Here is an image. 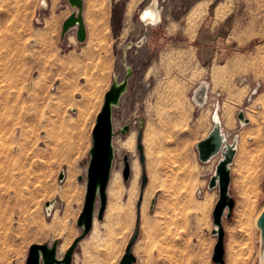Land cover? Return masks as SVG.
Returning a JSON list of instances; mask_svg holds the SVG:
<instances>
[{
	"label": "rangeland",
	"instance_id": "rangeland-1",
	"mask_svg": "<svg viewBox=\"0 0 264 264\" xmlns=\"http://www.w3.org/2000/svg\"><path fill=\"white\" fill-rule=\"evenodd\" d=\"M146 1L86 0L88 25L115 30L110 42L87 50L71 42L66 48V39L59 40L58 18L72 13L67 0L48 10L40 9L41 0H0V264H26L31 245L56 239L66 251L81 234L77 222L92 131L120 68L121 48L142 32L138 17ZM161 2L165 15L151 30L149 48L128 50L133 74L115 111L123 124L145 119V162L138 149L140 126H135L133 148L140 170L131 166L132 175L124 180L121 159L134 154L122 144L131 129L126 135L117 133L106 213L102 220L95 218L80 241L73 264H120L138 219L135 264H216V204L204 216L197 206L208 187L183 191L192 183L194 168L187 130L177 126V113L186 125V95L203 76L215 78V88L240 91L245 106L258 85L257 94L264 97V0ZM247 137L233 169L236 205L223 222L225 264H261L256 219L264 209V162ZM144 174L148 182L142 190ZM249 196L254 206L247 211ZM54 199L62 207L48 215L46 203ZM178 202L183 206H173ZM63 216L70 217L69 232L55 224V217Z\"/></svg>",
	"mask_w": 264,
	"mask_h": 264
},
{
	"label": "water",
	"instance_id": "water-1",
	"mask_svg": "<svg viewBox=\"0 0 264 264\" xmlns=\"http://www.w3.org/2000/svg\"><path fill=\"white\" fill-rule=\"evenodd\" d=\"M72 8V13L66 18L62 27V38L71 31H75L78 42H84L87 38L86 26L83 17L84 0H67ZM133 70H130L122 78L114 77L111 87L105 94V99L100 112L97 115L96 123L92 131V147L89 152V163L87 168L86 194L82 212L78 218L77 225L82 230L81 234L75 238L66 252L59 255L60 239L52 243L33 244L29 249V255L26 264H73L74 253L82 239L91 232L95 218L102 220L108 206V187L116 159L114 139L117 133L114 125L115 111L121 105L124 95L128 92L129 79ZM202 82L193 94L192 100L201 106L206 105L208 101L209 87ZM203 85H205L203 87ZM258 89V88H257ZM257 89L253 94L257 93ZM252 94V95H253ZM249 101H251V97ZM219 114L216 108L213 114L214 127L208 137L196 145L198 158L202 163H208L213 158L219 157L213 175L210 178L209 190H217L219 197L213 210L214 228L212 235L217 238L214 247L213 261L216 264H225V230L223 226L224 219L229 220L232 217L236 201L230 193L232 181V171L230 164L233 162L236 154L237 138L229 143L226 134L222 131L221 122L215 120ZM238 120L244 124L248 123L245 112L241 109L237 115ZM145 119L140 118V132L138 134V149L140 160L144 164V146L142 144L143 129ZM130 130V124L126 123L120 129L122 134ZM132 175L131 162L128 154L124 155L123 178L127 182ZM65 178V172L60 175V179ZM79 180H84L81 176ZM148 177L143 175L142 190L146 187ZM142 201H139L140 206ZM51 202L46 203V209H49ZM98 206V210H97ZM97 210V212H96ZM257 227L260 229V260L264 264V209L257 219ZM140 233V222L138 219L137 227L132 236L129 245L122 257L120 264H135L137 258L133 253V245L137 241Z\"/></svg>",
	"mask_w": 264,
	"mask_h": 264
},
{
	"label": "crops",
	"instance_id": "crops-1",
	"mask_svg": "<svg viewBox=\"0 0 264 264\" xmlns=\"http://www.w3.org/2000/svg\"><path fill=\"white\" fill-rule=\"evenodd\" d=\"M50 1L51 2H49V4L51 8L54 5V2H56V4L63 3L64 0H50ZM86 9H87V3H86V0H84L83 17H84L86 33H87L86 40L84 42H78L75 36V31L69 32L64 37V39H66V42H71L73 44L78 43L79 45L82 46L83 49L92 50L95 47L99 49L101 44L108 43L111 41L112 38H114L115 30H114V27L113 28L111 27V30H107L105 27H100V26H99L100 28L98 27L97 30H94L91 26L88 25L87 18H86ZM69 15L70 14L62 15L58 18V23H59L58 31H60V39H59L60 41L63 40L62 35H61L63 23ZM214 80L215 78H212V76H208V77L203 76L201 79L198 80L199 82L193 84L192 91L202 82H206L209 85L208 101H207L208 103H206L204 108H202L198 112L196 111L194 101L191 99L192 91H189L187 93L186 95L187 101L186 103L184 102V105H185L184 114L185 115L183 116V118L185 119V122H187L186 125L184 124L181 125V121H180L181 117L179 113L180 110L177 113L178 114L177 115L178 116L177 126L179 128L182 127L187 130L184 133V137L190 140V144H189L187 151L192 154V157L190 158V162H191L190 166L194 168V172L192 176V183L190 184V186H186L183 191L188 192V193H193V192H198L199 189L201 188L208 187L210 178L214 173L217 163L212 169H211V165H212L211 163L213 159H215L216 157L213 158L208 163H202L198 158V152L196 150V145L199 142L206 139L214 127L213 114L216 109V105L214 104L216 101L219 107V118L221 120L222 131L226 134L228 142L232 143L234 138L235 137L237 138V144H236L237 151H236L233 162L230 164L231 171H232V181H231V186H230V193L234 197V194H233L234 170L233 169H234V166L237 164V160L240 154V149L243 143L242 138L244 136L245 137L248 136L247 139L250 140L252 147L256 149L257 152H260V154L262 155L260 159L262 160V162H264V140H263V137H264V106H263L264 97L262 96V94L258 93L255 97L251 99V101H248V104L246 105L247 106L246 107L244 105L246 97L243 96V94L240 91L231 90L230 92L228 89L225 91L221 89L220 90L214 89L216 86V84L214 83ZM242 82H244V80ZM204 86L205 85H203V87ZM256 106H258V108H256ZM241 109L244 110L245 116L248 119V123L242 124L238 120L237 115ZM224 121L230 122L232 124L231 127L236 128L235 134L233 135L231 139L229 138L228 133L225 130ZM173 191L182 192V189H174ZM214 191L215 190H209L208 188V190L205 191L204 193V197L206 193L210 192L211 194ZM217 200H215L212 207H214ZM164 203L165 202H163V204ZM153 204H154V201H153ZM179 205L183 206V204L181 205V203L179 202L173 203V206H179Z\"/></svg>",
	"mask_w": 264,
	"mask_h": 264
},
{
	"label": "bare ground",
	"instance_id": "bare-ground-1",
	"mask_svg": "<svg viewBox=\"0 0 264 264\" xmlns=\"http://www.w3.org/2000/svg\"><path fill=\"white\" fill-rule=\"evenodd\" d=\"M121 0H115V2H120ZM168 2V1H167ZM217 4V3H216ZM259 4V3H258ZM50 7V4L48 2V0H41V4H40V9L42 10H48ZM193 8V7H192ZM192 11V10H191ZM190 12V11H189ZM195 12V11H194ZM193 12V13H194ZM197 12V11H196ZM191 14V13H190ZM189 14V15H190ZM200 14V13H199ZM164 9H163V3L161 2V0H147L144 5L141 7L140 9V12H139V21H140V26L142 28V32L141 34L139 35V37L135 40H131V41H128L122 48H121V54H120V61H119V66L120 68H118V70H116V72L114 73L113 75V80H114V77L116 76L117 78H122L126 75L127 72H129L130 70H132V65L131 63L128 61V57H127V54H128V50L130 48H134V50L138 49L140 50L142 47H146L148 45V48H149V45H150V38H151V30H153L155 27H158L162 22H163V18H164ZM192 15V14H191ZM191 15H190V18H191ZM187 17V16H186ZM189 18V16H188ZM193 18V17H192ZM198 19V17H196ZM172 19V18H171ZM197 19H194L197 20ZM190 20V19H189ZM192 20V19H191ZM259 21V20H258ZM260 22V21H259ZM189 23V22H188ZM191 23H193L191 21ZM195 23V22H194ZM193 23V24H194ZM214 23H217L216 21ZM198 24V23H197ZM196 24V25H197ZM188 25V24H187ZM194 25V26H196ZM192 25V27H194ZM191 27V26H190ZM191 27V28H192ZM229 30V29H228ZM207 66V65H206ZM133 72V71H132ZM133 74V73H132ZM132 78V76L130 77V79ZM129 79V82L128 84L130 85L131 83V80ZM246 81V80H245ZM248 83V82H247ZM203 84H205L206 86L209 87V85L204 82ZM245 84V83H243ZM199 86V85H198ZM195 89V88H194ZM214 89H218V88H214ZM129 90V88H128ZM209 90V89H208ZM220 90V89H218ZM194 92V91H193ZM208 92V91H207ZM128 93V92H127ZM126 93V94H127ZM126 94L124 95L123 99L125 98ZM122 99V101H123ZM191 99H192V96H191ZM122 103V102H121ZM195 103V102H194ZM208 103V102H207ZM215 105H218V103H214ZM197 104L195 103V107ZM205 106V105H204ZM204 106H202L204 108ZM118 117L116 116L115 114V118H114V125H115V129L117 130V133H121L120 132V129L122 128V126L124 125L123 123H121L118 119ZM215 120L218 122L220 120L219 118V114L218 116L216 117L215 116ZM128 124H130V129H131V137H129V139H125L123 141V147H127V148H130V151L133 152L134 156L133 158L131 157L130 158V161H131V166L133 169H135L137 172H139L140 170V166H139V163L137 161L138 159V154L137 152L134 150L133 146H134V135H132V131H133V128L135 126L139 127L140 126V120H134V123L131 124V122H128ZM224 127H225V130L226 132L228 133V136L229 138L231 139L233 137V135L235 134V130L236 128L234 127H231V123L228 122V121H224ZM130 131V130H129ZM128 131V132H129ZM127 132V133H128ZM116 133V134H117ZM126 133V134H127ZM122 134V133H121ZM126 134H123V135H126ZM129 134V135H130ZM127 135V136H129ZM117 136V135H116ZM116 136H115V139H114V147H115V151H116ZM219 160V157H216L215 159H213L212 161V165L211 166H215V164L218 162ZM116 161H117V157L115 159V163H114V167H113V170H112V175H111V181L110 183H112L113 179H114V176H115V166H116ZM122 161H124V157H122L121 159V167H122ZM210 171V170H209ZM208 172V171H207ZM209 173V172H208ZM87 174V173H86ZM212 175V174H211ZM83 184H87V179L83 182ZM218 193L216 191H214L213 193L210 194L209 193H206L205 194V197H200L201 201L199 200V203H198V206H197V210L199 212H201L204 216L205 215H208L211 211V208L213 206V203L215 202V200L218 198ZM73 200V199H72ZM193 204V203H192ZM51 206L49 207V209H46V213H48V215H53L55 214V212L60 209L62 207V202L59 200V199H54L51 201ZM192 206V205H191ZM254 206V200L252 199L251 196H249V200H248V203L246 204V210L248 211L249 209H252ZM193 207H196L195 204ZM195 209V208H194ZM97 210H98V206H97ZM96 210V211H97ZM197 211V212H198ZM67 213V211H66ZM257 220V219H256ZM70 221V217L69 216H63L62 219L60 220H57L56 217H55V224H58L60 226H62L61 229L63 230H67L68 229V223ZM257 224V222H256ZM68 232H69V229H68ZM65 251V246L64 244L60 243L59 245V255H62L63 252ZM200 263V262H199ZM201 264V263H200Z\"/></svg>",
	"mask_w": 264,
	"mask_h": 264
},
{
	"label": "built area",
	"instance_id": "built-area-1",
	"mask_svg": "<svg viewBox=\"0 0 264 264\" xmlns=\"http://www.w3.org/2000/svg\"><path fill=\"white\" fill-rule=\"evenodd\" d=\"M62 46H65L66 48H71L72 47V44L71 43H69V42H65L64 41V43L62 44ZM258 87H260V85H258ZM257 87V88H258ZM256 89V88H255ZM255 89L251 92V94H250V96L254 93V91H255ZM255 94H257V93H255ZM255 94H253V95H255ZM252 95V96H253ZM249 96V97H250ZM249 101V100H248ZM197 107H196V111L198 112V111H200L203 107L201 106V105H196ZM216 108H218L217 106H216Z\"/></svg>",
	"mask_w": 264,
	"mask_h": 264
}]
</instances>
